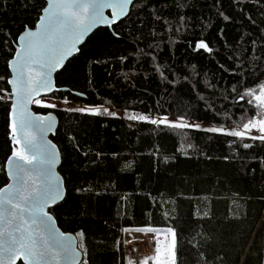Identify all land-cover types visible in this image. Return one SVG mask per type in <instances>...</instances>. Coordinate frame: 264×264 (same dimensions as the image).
<instances>
[{"label":"trees","instance_id":"1","mask_svg":"<svg viewBox=\"0 0 264 264\" xmlns=\"http://www.w3.org/2000/svg\"><path fill=\"white\" fill-rule=\"evenodd\" d=\"M187 2L191 7L181 11L191 19V24L188 30L180 33L155 25L156 35L152 36L149 29L154 25L149 23L148 27H142L138 18H134V24L120 29L122 40L119 42L111 41L104 28L97 30L81 47L83 55L72 58L66 71L56 76L58 86L83 91L86 98L67 92L63 95H68L75 103L105 104L161 117L190 114L193 119L199 116L207 122L203 104L198 105L192 93L190 85L194 80L184 81L183 76L192 73L195 65L199 73L195 78L206 76L210 83L217 85L215 95H220L221 90L235 80L219 70V65L230 70L235 65L227 60L229 53L224 47L225 41L217 34L223 28L227 43L233 44L241 33L250 29L231 0H222V10L234 17L232 23H225L218 17L214 0ZM44 3L45 0H7L5 9V0H0V28H10L15 33L23 22L34 24L38 9ZM153 6L164 7L161 0H153ZM247 10L255 13L259 23V13L251 6ZM141 16L151 19L143 13ZM138 35H141L138 47L144 52L149 51V45H160L153 53L156 64L161 66L165 76L176 80L174 85L162 80L153 70L151 59L136 50L134 38ZM205 37L218 50L216 55L197 54L189 47L195 40ZM119 56H127L128 60L121 63L117 59ZM95 58L109 63H89ZM165 66L171 71H165ZM3 71L4 56L0 54V74ZM89 78L92 83H88ZM258 78L264 79V72L259 73ZM254 82L250 80L249 84ZM201 89L205 96L213 95L212 89H205L203 84ZM106 101H112V105ZM220 103L217 101V107ZM228 110L234 113V119H239L238 109L229 104ZM34 111H52L59 118L60 125L52 139L65 155L61 175L79 177L81 183L87 180L92 187L91 193L77 195L73 192L61 204L59 212L54 213L63 231H73L77 226L88 230L92 264H113L114 241L118 236L123 241L126 235L120 229L143 224L211 232V245L202 249L208 254L209 264H257L258 256L264 258V202L259 198L264 193V172L258 163L252 162L249 169L256 171L245 175L239 157L235 162L217 159L235 154L223 138H210V135L195 134L191 130L160 131L155 126L129 123L123 118L91 117L39 109L35 105ZM7 132V113L0 103V166L10 154ZM69 134L77 136L84 151L92 150L91 157L94 158L96 152L102 153L95 166L89 165L86 169L80 163L82 157L69 146ZM189 143L193 148L187 147ZM180 148L183 151L177 150ZM5 180L0 173V187ZM193 212L198 216L210 212L211 219L194 221ZM164 213L169 217L165 218ZM179 239L181 264H189L192 253L186 241L192 239V235L184 231ZM115 260L124 264L120 253L115 254Z\"/></svg>","mask_w":264,"mask_h":264},{"label":"snow or ice","instance_id":"2","mask_svg":"<svg viewBox=\"0 0 264 264\" xmlns=\"http://www.w3.org/2000/svg\"><path fill=\"white\" fill-rule=\"evenodd\" d=\"M161 2L164 7L156 8L153 0H45L38 9L34 24L23 22L15 33L10 28H0V54L4 56V71L0 74V103L6 109L7 136L11 142L10 154L6 156L4 165L0 166V173L6 177L0 187V264H17L18 261L23 264H92L93 258L87 244L88 230L77 226L73 231H62L54 215L61 208L60 202H66L73 192L77 195L91 193L92 187L87 180L81 183L79 177L66 178L57 170L58 165L63 167L65 155L57 144L48 139L49 133L55 134L57 116L52 111L33 112L32 105L39 109L91 117L123 118L155 126L160 131L191 130L195 134L210 135V138H223L235 154L222 155L217 159L235 162L239 157L245 175L249 171H256L255 168L249 169L252 162L258 163L264 172V79L258 78L259 73L264 72V0H231L235 11L242 21L247 22L250 30L241 33L233 44L227 43L223 28L217 34L225 41L224 47L229 53L227 60L235 65L230 70L221 64L219 70L228 73L235 83L223 88L220 95H215L217 85L210 83L206 76L195 78L199 77L195 65L192 73L183 76L184 81L194 80L190 85L192 93L198 105L203 104V111L208 115L207 122L199 116L193 119L190 114L169 119L167 115L128 114L127 109L121 116L105 104L77 106L72 104L68 95H63L64 92L76 97L86 95L83 91L58 86L53 74L66 71V61L70 62V57L77 53L83 55L80 45L93 29L104 28L113 42L122 40L120 29L129 23L134 24V18L139 19L142 27L152 23L154 26L149 29L152 36L156 35L155 25L175 33L188 30L191 19L181 11L191 7L187 0ZM27 6V3L23 5L25 9ZM248 6L259 13V23L255 13L247 10ZM4 7L7 8V0ZM213 7L223 22L234 21L233 16L222 10V0H214ZM106 10H110V14H106ZM141 13L151 19H144ZM141 35L134 38L136 50L151 59L153 70L160 74L162 80L174 85L176 80H170L161 66L156 64L153 53L160 45H149V51L144 52L138 47ZM189 47L197 54L214 56L218 53L206 37L195 40ZM117 59L123 63L128 57L119 56ZM89 63L107 64L109 61L95 58ZM164 70L171 71L166 66ZM124 75L127 77V73ZM250 80L255 82L249 84ZM88 83H92L90 78ZM201 84L205 89H212L213 95L205 96ZM217 101L221 102L219 107ZM105 103L112 105V101ZM229 104L239 110L238 120L228 110ZM67 140L71 151L82 157L80 163L86 169L89 165L97 164L101 152H96L93 158L90 156L92 150L84 151L76 135L69 134ZM187 147L193 148V145L189 143ZM177 150L183 151L182 148ZM200 154L206 155L203 152ZM207 158L212 159L211 156ZM259 198L264 202V193ZM163 215L169 217L168 213ZM192 219L210 220L211 213L198 216L193 212ZM184 231L192 235V239L186 241L192 253L189 264H209L208 254L202 249L211 245V232L178 229L175 226L160 228L152 224L120 229L123 233L139 234L141 240L149 237L152 240L151 255H133L137 251L133 248L125 255L122 251L123 241L118 236L114 241L113 264H120L115 260L116 253H120V260L124 264H181L179 236ZM161 235L163 245L159 238ZM257 264H264V258L258 256Z\"/></svg>","mask_w":264,"mask_h":264},{"label":"built area","instance_id":"3","mask_svg":"<svg viewBox=\"0 0 264 264\" xmlns=\"http://www.w3.org/2000/svg\"><path fill=\"white\" fill-rule=\"evenodd\" d=\"M152 240L149 237H143L141 240L139 238V234L135 232L126 233L122 250L125 255H128V250L130 248L136 249V253H133V255H138L140 257L149 256L152 253Z\"/></svg>","mask_w":264,"mask_h":264},{"label":"water","instance_id":"4","mask_svg":"<svg viewBox=\"0 0 264 264\" xmlns=\"http://www.w3.org/2000/svg\"><path fill=\"white\" fill-rule=\"evenodd\" d=\"M106 14H110V10H106ZM101 28H102V27H101ZM101 28L93 29V31L90 32V33L88 34V36L85 37V42H84L82 45H80V47H82V46L87 42V40H88V39H89V38H90V37H91V36H92L97 30H99V29H101ZM78 54H79V53L75 54V56H77ZM75 56H74V57H75ZM74 57H70L69 60H71V59L74 58ZM67 64H68V61H66V65H67ZM61 71H62V70H61ZM57 74H58V73H54V74H53L55 80H56V76H57ZM56 83H57V80H56ZM79 98L85 99V98H86V95H85L84 97H79ZM30 107H31V110H32L33 112H35V111H34V105H32V106H30ZM53 114L57 116V114H56L55 112H53ZM59 125H60V121H59V118H58V116H57V125H56V131H55V134H53V133H49V134H48V139L52 140L53 143H55V142L53 141L52 137L56 135V133H57V131H58V128H59ZM55 144H56V143H55ZM57 146H58V145H57ZM60 168H61V166L58 165V166H57V170L60 171ZM63 202H64V201H61L60 203L62 204ZM57 226L60 227L59 224H58V222H57ZM61 230H62V229H61ZM62 231H63V230H62ZM19 263H22V264H23L22 261H18V262H17V264H19Z\"/></svg>","mask_w":264,"mask_h":264},{"label":"rangeland","instance_id":"5","mask_svg":"<svg viewBox=\"0 0 264 264\" xmlns=\"http://www.w3.org/2000/svg\"><path fill=\"white\" fill-rule=\"evenodd\" d=\"M72 104H74V105H77V106H79V105H81V104H84V103H75V102H72ZM108 107V106H107ZM112 109L113 110H115V111H117L121 116H123V114H124V110H120V109H117V108H114V107H112ZM50 110H52V109H50ZM128 112V114H140V113H138V112H134V111H127ZM154 116V115H153ZM169 119H172V117H169ZM125 121H127V122H134V121H129V120H127V119H124ZM160 240H161V244L163 245V243H164V238H163V235H161L160 237Z\"/></svg>","mask_w":264,"mask_h":264}]
</instances>
